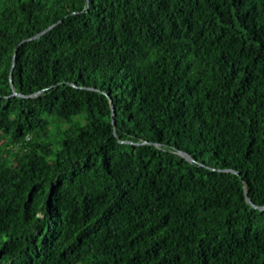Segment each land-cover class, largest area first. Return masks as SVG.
<instances>
[{"label": "trees", "instance_id": "16d2710c", "mask_svg": "<svg viewBox=\"0 0 264 264\" xmlns=\"http://www.w3.org/2000/svg\"><path fill=\"white\" fill-rule=\"evenodd\" d=\"M263 205L264 0H0V264H264Z\"/></svg>", "mask_w": 264, "mask_h": 264}, {"label": "water", "instance_id": "95a60500", "mask_svg": "<svg viewBox=\"0 0 264 264\" xmlns=\"http://www.w3.org/2000/svg\"><path fill=\"white\" fill-rule=\"evenodd\" d=\"M51 27H52V25L49 26L48 28L44 29L43 31H40V32H38L37 34H35V35H33V36H31V37L25 39V40L35 39V38L39 37V36H40L42 33H44L45 31H47L48 29H50ZM25 40H23V41H25ZM17 48H18V46H17L16 49H15V53H16ZM15 53H14V56H13V64H14ZM13 64H12V65H13ZM10 75H11V74H10ZM10 78H11V76H10ZM13 94L21 95L20 93H17V92L14 91V90H13ZM111 108H112V117H113V115H114V110H113V107H112V106H111ZM112 123H114V120H113V119H112ZM178 153H179L181 156H183L184 158H186L188 161H194V159H193L188 153L183 152V151H179ZM232 171H233V170H232ZM233 172H236V171H233ZM245 198H246V201L249 202L253 207H257L256 205H254L253 203L250 202V199L246 196V192H245ZM258 208H261V209H262V208H264V205H263V206H260V207H258Z\"/></svg>", "mask_w": 264, "mask_h": 264}]
</instances>
